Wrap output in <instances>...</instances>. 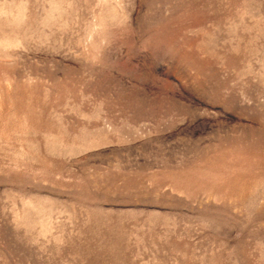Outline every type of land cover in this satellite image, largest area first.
I'll list each match as a JSON object with an SVG mask.
<instances>
[{"label": "rangeland", "instance_id": "obj_1", "mask_svg": "<svg viewBox=\"0 0 264 264\" xmlns=\"http://www.w3.org/2000/svg\"><path fill=\"white\" fill-rule=\"evenodd\" d=\"M0 264H264V0H0Z\"/></svg>", "mask_w": 264, "mask_h": 264}]
</instances>
